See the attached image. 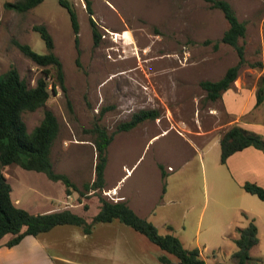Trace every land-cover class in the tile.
I'll return each instance as SVG.
<instances>
[{
    "label": "rangeland",
    "instance_id": "374dc122",
    "mask_svg": "<svg viewBox=\"0 0 264 264\" xmlns=\"http://www.w3.org/2000/svg\"><path fill=\"white\" fill-rule=\"evenodd\" d=\"M3 1L0 72L12 65L28 86L33 85L42 75L41 66L23 55L12 39L44 52L32 29L37 23L52 37L65 91L56 86L52 92L48 83L44 104L23 110L21 118L30 130L44 108L52 111L58 130L50 149L51 167L78 187L66 194L59 180L10 163L1 170L13 201L30 212L68 207L89 221L97 209V196L86 195L91 190L83 187L93 177L95 154L93 135L85 129L97 122L112 132L99 194L128 200L159 233L174 234L185 247L197 246L207 263L238 264L231 256L237 232L228 237L230 228H225L231 223L244 226L252 217L258 242L250 247L251 258L244 264H264V200L233 181L219 162L218 143L223 130L239 122L225 106L231 95L239 90L240 108L252 104L247 88L261 68L248 63L264 62V0H227L245 24V34L238 39L244 63L230 87L214 100L205 97L199 80L218 78L237 56L232 46L219 40L227 26L222 13L204 0H90L91 13L83 0H69L78 22V53L67 11L57 0H41L21 12L5 8ZM88 16L100 33L97 44L92 42ZM147 107L157 108L158 117L129 130H115L118 121ZM263 108L264 101L257 109ZM86 235L77 226L61 224L34 236L44 244L48 259L37 264H65L60 257L76 264L81 257L89 260L93 249L111 254L107 264H164L157 260L158 253L175 259L121 222H95ZM15 258L23 264L29 261L25 254Z\"/></svg>",
    "mask_w": 264,
    "mask_h": 264
},
{
    "label": "trees",
    "instance_id": "16d2710c",
    "mask_svg": "<svg viewBox=\"0 0 264 264\" xmlns=\"http://www.w3.org/2000/svg\"><path fill=\"white\" fill-rule=\"evenodd\" d=\"M41 0H4L3 6L17 12L25 11ZM210 7L217 8L227 22L223 29L220 41L232 46L237 59L228 65L216 79H201L199 86L204 90L205 97L210 100L218 98L221 92L230 87L244 63L243 44L238 42L245 34V24L239 20L227 0H204ZM68 14L69 23L73 32V41L76 52L77 47V17L69 0H57ZM86 10L91 13L90 0H83ZM93 44H97L100 33L93 19L88 16ZM41 38L45 51L37 52L29 44L13 38L12 43L20 52L41 66L42 75L35 79V83L28 86L12 65L0 72V245L11 246L19 242L24 235L38 236L53 226L67 224L81 229L83 234H89L95 222H121L135 231L143 234L150 242L163 252L172 255L180 264H225L222 261L207 263L201 256L197 246L185 247L179 238L172 233H159L156 226L145 217L138 215L124 199L111 200L103 197L96 190H101L105 184L104 167L106 163V146L112 138V132H107L104 126L94 122L85 130L93 135L94 146L93 177L83 183L86 191L97 196V209L86 220L84 216L72 211L68 207L30 212L18 206L10 196L11 186L6 180L1 167L15 163L21 168L39 171L50 180H59L64 185V192L71 194L78 187L64 172L54 171L51 167L50 149L57 135L58 122L55 115L48 108L42 110L39 121L27 130L21 118L23 110H33L42 106L49 96L47 85L52 92L58 86L65 91L64 77L60 59L53 51V40L43 24H32ZM217 41L214 43L216 46ZM77 61V56L75 57ZM249 66L261 68V74L256 79L254 91V105L261 102L264 96V62L254 61ZM48 78V80H47ZM159 110L155 107L139 108L133 111L127 119L115 124V130H129L145 119H155ZM219 162L224 163L226 157L235 150L252 145L264 152V137L259 133L246 129L238 124H231L220 134ZM160 168L161 177L164 170ZM241 187L264 200V188L252 181H244ZM164 189V186H162ZM85 195V196H86ZM79 199V197H78ZM87 204H83L86 207ZM170 227V225H167ZM237 235L232 238L235 248L231 256L238 264H244L250 257L249 249L258 242L257 227L252 217H248L246 225L236 227ZM160 262L168 263L170 258L164 253H158Z\"/></svg>",
    "mask_w": 264,
    "mask_h": 264
},
{
    "label": "crops",
    "instance_id": "0c3cea01",
    "mask_svg": "<svg viewBox=\"0 0 264 264\" xmlns=\"http://www.w3.org/2000/svg\"><path fill=\"white\" fill-rule=\"evenodd\" d=\"M260 73L257 74V77ZM256 79L253 81V83H251V86L247 88L249 93H252V98H253L252 104L250 106L247 105V107L240 108L241 101L239 100V95H240L239 90H236L231 95L232 98L230 100H232L233 97L235 96V99H234L235 103H234V100L233 101L229 100L228 103L227 102L225 103V106L227 110H229L233 114V116H231L232 119L235 116L234 117L235 121H239L238 123L234 122L233 124H238L246 129L255 131L259 133L262 137H264V108L258 110L261 107L262 102L264 101V96L259 104L254 105V91L256 87ZM222 164L225 165L229 176H231L233 178V181L237 183L238 185L241 186V184L244 181H252V182L259 184L261 187L264 188V152L262 150L252 145H247L239 150H235L232 153H230L226 157L224 163ZM127 171H129V169H127ZM127 204L138 215L140 216L144 215V214H141L138 208L133 207L132 204H130L128 200H127ZM235 227H238V225H233V223H231L229 226L225 228V229L230 228L228 237H232L236 234ZM82 237L80 236V240ZM41 244L36 240V237L28 234V235H24L19 240V242L11 246L0 245V251H2V254H3L2 257L0 258V264H23L19 262L20 258L18 259V261H17V258H15V256L17 257L19 254L27 255V258L25 260V261L29 260L27 264H37V261H40L39 263L48 262V259L46 258V256L44 255L45 253L42 250V246L44 244L42 245ZM29 246H32L33 248L28 252ZM82 248L83 247L78 248V249H82ZM106 252H104V250L102 249L95 250V251L93 249V253L91 255V258H89V260H86L83 257H81L82 259L77 261L76 264H93L92 262L94 261H99V264H102L103 260L106 261L111 258L110 257L111 254L106 253ZM200 254L202 255L201 251H200ZM8 257H12L13 260H11ZM54 257L56 258V260L59 259V257L56 255H54ZM154 257H155V254H154ZM174 260L175 259L170 258V261L164 264H176ZM60 261L65 264L73 262V261H70L62 257H60ZM143 262L145 263V261ZM143 262L139 261V264ZM106 264H107V261H106Z\"/></svg>",
    "mask_w": 264,
    "mask_h": 264
}]
</instances>
